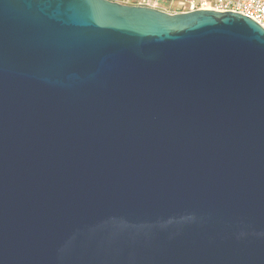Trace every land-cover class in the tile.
<instances>
[{
	"label": "water",
	"instance_id": "1",
	"mask_svg": "<svg viewBox=\"0 0 264 264\" xmlns=\"http://www.w3.org/2000/svg\"><path fill=\"white\" fill-rule=\"evenodd\" d=\"M0 264H264V28L0 0Z\"/></svg>",
	"mask_w": 264,
	"mask_h": 264
},
{
	"label": "built area",
	"instance_id": "2",
	"mask_svg": "<svg viewBox=\"0 0 264 264\" xmlns=\"http://www.w3.org/2000/svg\"><path fill=\"white\" fill-rule=\"evenodd\" d=\"M134 5L152 7L145 0H138ZM203 9L239 13L255 20L264 28V0H185L180 4L181 13Z\"/></svg>",
	"mask_w": 264,
	"mask_h": 264
},
{
	"label": "rangeland",
	"instance_id": "3",
	"mask_svg": "<svg viewBox=\"0 0 264 264\" xmlns=\"http://www.w3.org/2000/svg\"><path fill=\"white\" fill-rule=\"evenodd\" d=\"M121 4L134 5L138 0H111ZM149 2L153 8L161 9L169 13H178L180 10V3L184 0H145Z\"/></svg>",
	"mask_w": 264,
	"mask_h": 264
},
{
	"label": "crops",
	"instance_id": "4",
	"mask_svg": "<svg viewBox=\"0 0 264 264\" xmlns=\"http://www.w3.org/2000/svg\"><path fill=\"white\" fill-rule=\"evenodd\" d=\"M184 1H185V0H184ZM212 1H214V0H212ZM181 3H182V2H181ZM181 3H180V4H181ZM177 12L180 13L181 11L179 10V11H177Z\"/></svg>",
	"mask_w": 264,
	"mask_h": 264
}]
</instances>
